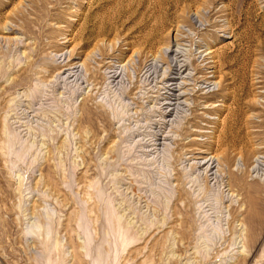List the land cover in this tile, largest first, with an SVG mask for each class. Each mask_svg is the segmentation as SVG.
Returning <instances> with one entry per match:
<instances>
[{"label":"rangeland","instance_id":"obj_1","mask_svg":"<svg viewBox=\"0 0 264 264\" xmlns=\"http://www.w3.org/2000/svg\"><path fill=\"white\" fill-rule=\"evenodd\" d=\"M0 264H264V0H0Z\"/></svg>","mask_w":264,"mask_h":264},{"label":"bare ground","instance_id":"obj_2","mask_svg":"<svg viewBox=\"0 0 264 264\" xmlns=\"http://www.w3.org/2000/svg\"><path fill=\"white\" fill-rule=\"evenodd\" d=\"M157 29H158V28H157ZM212 59H213V57H212ZM215 64H216V63H215ZM215 64H214V65H215ZM215 69H216V67H215ZM217 72H218L217 70H216L215 72H213V77H212V78L218 80L219 83H222V78L217 77ZM171 81H173V80H171ZM214 153H215V152H214ZM214 153H213V154L210 153V154H212V156H211L209 162L212 161V160H214V159H218V160H219L220 155H221V159H222V160H225V159H226V158H224V156H222L223 152H222L221 154H219V155L214 154ZM224 153H225V152H224ZM225 155H226V154H225ZM205 158H206V157H205ZM205 158H204V159H205ZM222 160H221V161H222ZM226 160H227V159H226ZM227 161H228V160H227ZM222 162H223V161H222ZM224 163H225V162H224Z\"/></svg>","mask_w":264,"mask_h":264}]
</instances>
